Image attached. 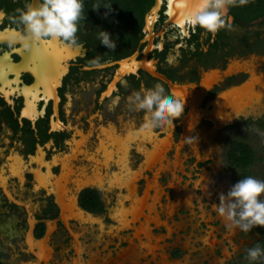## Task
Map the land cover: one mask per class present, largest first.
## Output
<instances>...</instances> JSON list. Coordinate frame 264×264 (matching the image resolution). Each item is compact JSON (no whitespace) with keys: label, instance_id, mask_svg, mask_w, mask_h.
I'll use <instances>...</instances> for the list:
<instances>
[{"label":"flooded vegetation","instance_id":"obj_1","mask_svg":"<svg viewBox=\"0 0 264 264\" xmlns=\"http://www.w3.org/2000/svg\"><path fill=\"white\" fill-rule=\"evenodd\" d=\"M189 1L185 0V3ZM25 2L0 0V10L14 15L15 10L23 8ZM179 2L160 0L151 30L144 29L143 18L132 41L124 38L132 33L131 26L123 30L124 37L111 34L116 42L114 50H109L96 39L99 28L79 27L76 35L82 47L69 46L56 39L57 49L68 46L71 54L58 52L55 78L48 93L45 86L38 83L37 76V73L41 77L46 72L34 69V65L45 57L37 53L36 61L29 60L24 67L16 69L13 66L21 63L23 53L29 56L28 50L13 52L6 45H0V59H6L13 68L4 67L5 78L0 80V264L35 262L40 244L50 248L51 256L46 263L39 260L36 264H73L78 243L82 247L83 260L89 258L87 251L90 250L95 253L94 260L98 264H102L104 257L109 260L105 261L107 264H142L146 260L133 257L131 252L125 253L128 247L138 242V238L133 237L132 225L138 226L140 221L120 228L111 239L105 234L101 239L97 237L100 223L104 231L115 226L114 230H117L114 208L119 206L120 200L124 205L129 203L124 197L129 192L126 185L118 182L109 188L107 184L98 183L97 175L104 168L111 174L118 173L121 160L132 172L138 171L145 160L144 151L151 150L154 144H140L141 126L146 122V116L143 111H134L127 104L128 95L142 86L148 89L160 84L166 94L173 97L172 89L177 87L188 96L177 97L185 103L182 116L173 122L174 127L151 134L160 140L171 132V146L164 154L163 162L164 166L169 162V167L161 169L157 175L160 198L155 205L160 220H165L167 224L180 215L196 211L194 207L201 195L212 191L211 182L214 180L211 168L217 161L219 141L216 135L219 131L232 134L242 131L240 126L243 124L253 123L264 130V93L251 107L246 106L242 112L223 121L220 115L215 116L216 122L206 116L214 113L215 99L222 94H240L243 89L252 93L264 88V0H249L243 7L231 8L227 14L231 18V27L220 29L214 36L199 27L194 29L185 20L183 23L169 21L170 7ZM200 2L192 0L190 12ZM8 25L9 20L5 19L0 28ZM49 41H34L32 46L43 50ZM97 55L102 57V61L110 62L101 69L91 67L89 61ZM170 55L175 57L172 63L168 62ZM143 60L150 63V68L141 65L134 70L130 68L131 64H139ZM124 61L129 68L122 71L120 68ZM207 78L211 83L202 90L203 81ZM200 89L201 97L196 102L191 94ZM222 107L223 114L229 113L230 107ZM193 108L201 112L187 136V133L184 134L186 121ZM127 137L133 140L125 147ZM242 143L253 152L251 145L243 141L231 142L225 151L228 162L241 170L243 168L231 163L229 152L232 146ZM106 150H112L113 157L108 160L99 158ZM82 152L87 154L86 157L79 155ZM155 167L153 170L146 169L135 180L138 197L145 190V177L152 178ZM70 171L73 182L66 186L59 179L63 173ZM45 176L49 177L46 179ZM81 181L86 183L79 186ZM176 183L178 188L174 186ZM203 185L206 192L202 189ZM215 185H219V180ZM184 186L190 190L195 187L196 197L190 204L181 201ZM153 191L151 189L150 194ZM73 196L78 209L95 219L93 223L81 221L68 215L67 210H62L63 199ZM207 199L201 198L202 201ZM160 204L164 209L167 204L173 205L172 213L165 214ZM143 219L141 216L140 220ZM219 224L226 236L235 241L240 230L232 233L223 219L217 216L213 227ZM149 227L154 235H166L168 231L163 226L160 233L159 226L154 223H150ZM239 235L243 238L245 233ZM220 236L214 240L218 241ZM131 238L133 241L130 242ZM253 239L252 247L257 243L262 247L264 229L259 239ZM225 240L228 242V239ZM243 240L245 242L246 238ZM243 245L248 244L245 242ZM216 246L218 253L224 255V249L220 252L219 244ZM177 247L172 254L168 249L163 252L170 264L180 262L181 247ZM232 262L235 259H227L225 263ZM234 264L240 263L236 261Z\"/></svg>","mask_w":264,"mask_h":264},{"label":"water","instance_id":"obj_2","mask_svg":"<svg viewBox=\"0 0 264 264\" xmlns=\"http://www.w3.org/2000/svg\"><path fill=\"white\" fill-rule=\"evenodd\" d=\"M179 1L180 2L177 5L170 7L168 11L169 21H174L175 23H183L185 17L190 12L192 6V0L186 3L185 0H179ZM181 4H183L184 7H180ZM159 6H160V0H155L153 5L145 13L144 15L145 30H149V31L151 30V25L157 16ZM55 40L56 39H52L51 41H49L47 48H44L43 50L31 46V48L28 49L29 58L27 57L26 53H23V60L21 61V63L13 66L16 69L24 67L25 63H27V61L29 60L36 61L35 58L37 57V53L42 54L45 57V60L43 61L39 60V63L34 65L35 67L34 69L36 70L39 69V71L46 72V74L42 75L41 77L37 73L39 79L38 83H41L45 86L46 93H48L49 91L48 89L51 88V84L55 78L54 71L56 68V60H57L56 57L58 55V52H66V54L68 55L71 54L70 47L68 46H65L62 49L58 50L55 44ZM6 66L11 67L8 65V62H6V59L4 60L1 58L0 80L2 81L3 78H5L4 67ZM158 77L169 83V81L163 76L159 75ZM210 83L211 80L209 78L205 79L203 81L204 86L202 85L203 87H201L202 90L204 87L209 86ZM202 90L200 89L199 91H194L191 94L192 97L195 99L194 101L198 102V100L200 99L199 97H201V94L199 92H201ZM262 92H264V88H259L258 90L252 93H248L247 90L243 89V91L240 94L236 92L229 94H222L215 99V109L213 110L214 113L211 115L206 114V116L215 119V116L223 114L222 113L223 105L225 107H230V109H232L237 105L241 104V102L245 101L247 98ZM172 93L174 94L175 98L177 97L188 98V96H185V94H183L177 87L172 89ZM227 100L229 102H227ZM199 112H201V110H197L196 108L191 109V112L189 113V117H188L189 119L186 121L187 127L184 131V134L187 133V136H189L190 134L189 129L196 123L199 117L198 116ZM170 133L171 132H168L164 138L157 140L156 138L152 137V135L144 134L141 131L142 137L140 144L142 146H144L146 142L154 143V144L151 150L144 151L145 160L141 163V166L138 169V171L132 172L130 170V167L127 166V163L125 162L123 164V161L121 160L119 164L121 170L118 173L111 174L109 172H106L104 168V170L99 175H97L96 179L99 181L98 183L104 185L107 184L109 188L114 183L119 182L122 185L123 184L126 185L129 189L128 194L124 196L126 199H128L129 203L127 205H124L123 201L120 200L119 206L117 208H114L113 217L118 222V226L116 228L117 230H114V228L116 227L115 226V227H109L108 230L104 231L103 230L104 227L100 223L99 224L100 234L97 237L101 239L102 236L105 234L108 235L109 238L111 239L114 236V234H117V231L120 228L129 227L131 222L140 221L138 226L132 225L134 228L133 237H137L138 242L135 243L134 246L132 245V247H128L125 253L131 252L133 253L132 254L133 257H136L139 260L140 258L141 259L145 258L146 262L144 261L142 264H148L151 261H154L153 264H170L166 260V257L163 252H165L168 249L169 250L168 252L172 254V250L178 248L177 246L181 247V250L179 252L181 254L179 256V261H180L179 264H226L225 262L227 261V259H230L234 253V250L238 243V236H236L235 241H232V237H227L226 233H224L225 231H223L220 228L221 224L213 227V225H215L216 218L218 215L213 210L212 204L219 203V196L215 192L213 187L210 194H202L201 197L198 199V204L196 205V207H194V209H197L196 211L193 212L191 211L189 215L188 214L187 215L183 214L182 216L180 215L178 219L174 218L172 220L173 222L170 224H167L165 220H160L159 211H157V209L155 208L156 202L160 198V192H159L160 187L157 182V175L159 174L161 169H167L169 167L167 166L169 165V162L165 166L163 165V162L166 157V155L164 154L166 153L168 147L171 146ZM130 140H133V138L132 137L126 138L125 147H127ZM83 154H84L83 152L79 153V155L82 156ZM84 155L86 157L87 154L85 153ZM112 155H113L112 150L109 151L106 150L105 154L99 155V158H104L108 160L113 157ZM126 157L127 156H125V158ZM173 163L175 167L176 164L175 162ZM153 166H156L155 171L153 172V177L152 178L145 177L146 178L145 190L143 191V195L141 197H138L135 192L136 187L134 186V182L146 169L153 170ZM72 175H73L72 171H70L69 173H63L60 176L59 180L61 183L65 182L66 186H68L71 182H73ZM48 177L49 176H45L44 178L47 179ZM86 181H88L87 177H86ZM83 183L86 182L85 181L78 182V185L80 186ZM174 186L178 188V183L174 184ZM151 189L154 190L152 194H150ZM194 189L195 187H193L191 191L190 189H187L186 186H184L182 191L181 201L190 204L192 199L196 197L194 193ZM202 189L204 190V192H206L205 185L202 186ZM202 197H207L208 199L206 201H202L201 200ZM63 200L64 201H62L61 204V206L63 207L62 210H67L68 215L78 218L81 221H89L91 223L95 221V219L91 218L90 215H86L84 212L78 209V207L74 203V196L69 199L66 200L63 199ZM160 206H161V210L164 211V213L167 215L168 214L170 215L173 211V205L170 206L167 204L165 209L162 204H160ZM214 213L215 216L212 217ZM129 215L131 216V218L128 219ZM141 216L144 217L143 220H140ZM223 222L226 223L224 219ZM150 223H154L156 226H159L158 230L160 233L163 230L162 227L165 226L166 229L168 230L166 235L152 234L151 228L149 227ZM212 232L215 234H213ZM231 232L233 233V230H231ZM236 233L237 232H235V234ZM219 234L221 236L219 237L218 241H215L214 238L218 237ZM142 236L145 237L144 240H142ZM225 238L228 239V242H226ZM131 241H133V238L130 239V242ZM163 241H165L166 243ZM200 241L202 242L200 243ZM216 244H219L218 247L221 250L220 252H222V250L224 249V255L223 254L220 255L218 253L217 251L218 248L217 246L215 247ZM30 249H32V247H30ZM81 250L82 247H80L78 243L76 247L77 257L74 258L72 262L73 264H98V262H95L94 260L95 253L88 250L87 252L89 254V258L87 260H83V258L81 257ZM110 250L112 251V249ZM36 254L38 256V259L35 262L25 263L22 261V264H36V262L39 260H44V263H46L48 258L51 256L50 248L44 247L43 245L40 244L38 247V252ZM149 254L151 256L150 258H147ZM105 261H109L108 258L104 257L103 260L101 261L102 264H107V262Z\"/></svg>","mask_w":264,"mask_h":264},{"label":"clouds","instance_id":"obj_3","mask_svg":"<svg viewBox=\"0 0 264 264\" xmlns=\"http://www.w3.org/2000/svg\"><path fill=\"white\" fill-rule=\"evenodd\" d=\"M249 0H201V2L185 17V22L194 29L199 27L213 36L222 28L231 27L228 12L231 8L243 7ZM110 0H94L93 10L101 7L107 9L105 16L112 11ZM84 0H26L23 8H17L14 15L0 10V24L5 19L9 25L0 28V45L17 52L28 50L34 41L48 42L60 39L69 46L82 47L77 38L80 21L84 19ZM96 39L109 50L116 48V42L111 34L103 29L96 33ZM173 56L168 57L172 63ZM97 55L89 65L101 69L105 63ZM127 86V85H126ZM185 100L177 99L166 94L162 85L152 88L143 86L133 91L127 97L128 106L137 112L143 111L146 122L141 126L144 134L151 135L156 130L165 131L174 127V120L184 112ZM194 138H187L191 140ZM215 213L224 219L229 230L239 229L248 233L254 226L264 227V180L253 176L239 179L226 194L219 195V203L212 204ZM246 260L249 264L264 260V248L257 245L246 250Z\"/></svg>","mask_w":264,"mask_h":264},{"label":"rangeland","instance_id":"obj_4","mask_svg":"<svg viewBox=\"0 0 264 264\" xmlns=\"http://www.w3.org/2000/svg\"><path fill=\"white\" fill-rule=\"evenodd\" d=\"M240 127L243 128L242 131L232 134H229V131H219L216 135L219 141L218 156L216 163L211 168L212 179L214 180L211 183L218 196L221 193L226 194L232 185L246 176H253L257 179L264 180V130H261L260 126L256 123L243 124ZM233 141L249 143L253 149V153H255L253 164L243 168V170L235 168L228 162L225 151ZM217 180H219V185L216 186L215 183H217ZM263 229L264 227L254 226L248 233L243 235V238L239 235L241 232L238 229L236 231H239L238 243L230 259H235V262L237 261L240 264H249L245 258L246 250L252 247L253 238L257 240L261 237ZM245 238V242L248 245L244 246L243 243L245 242L243 239ZM235 262L232 263L234 264ZM252 264H264V260H257L252 262Z\"/></svg>","mask_w":264,"mask_h":264},{"label":"trees","instance_id":"obj_5","mask_svg":"<svg viewBox=\"0 0 264 264\" xmlns=\"http://www.w3.org/2000/svg\"><path fill=\"white\" fill-rule=\"evenodd\" d=\"M153 0H110L112 11L107 16L104 13L107 9L101 7L93 10L94 0H84V19L80 21L79 27L99 28L107 30L110 34L117 37H124V29L132 27V33L125 36L127 41H132L135 32L138 31L143 23L145 13L148 11ZM230 161L233 165L245 168L254 161V153L251 148L242 143L232 146L230 150ZM264 247V244H262Z\"/></svg>","mask_w":264,"mask_h":264},{"label":"bare ground","instance_id":"obj_6","mask_svg":"<svg viewBox=\"0 0 264 264\" xmlns=\"http://www.w3.org/2000/svg\"><path fill=\"white\" fill-rule=\"evenodd\" d=\"M125 63H126V62L124 61V62H122V64H121V68H120V69H121L122 71H124V70H126V69L129 68L127 65H125ZM139 65H141V66H143V67H145V68H147V67L150 68V63H145L144 60H143L141 63H139V64H138V63H134V65L131 64V65H130V68H132V69L134 70V68L138 67ZM130 70H131V69H130ZM127 71H128V70H127ZM262 93H264V92H262ZM260 95H261V93L256 94V95H254V96H251V97L247 98L245 101L241 102V104H239V105H237L236 107L230 109L229 113L221 114V115H220V116H221V121H223L226 117H231V116H233L234 114H237V113H239V112H242V111L245 109L246 106H250V107H251V106L253 105V103L259 99ZM199 100H200V99H199ZM199 100H198V101H199ZM214 122H216V119L214 120Z\"/></svg>","mask_w":264,"mask_h":264},{"label":"snow or ice","instance_id":"obj_7","mask_svg":"<svg viewBox=\"0 0 264 264\" xmlns=\"http://www.w3.org/2000/svg\"><path fill=\"white\" fill-rule=\"evenodd\" d=\"M180 7H184V5H183V4H181V5H180Z\"/></svg>","mask_w":264,"mask_h":264}]
</instances>
